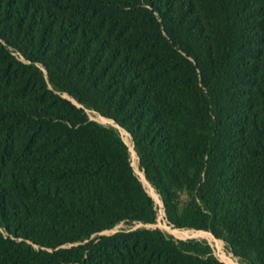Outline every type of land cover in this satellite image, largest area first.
<instances>
[{
  "label": "trees",
  "instance_id": "trees-1",
  "mask_svg": "<svg viewBox=\"0 0 264 264\" xmlns=\"http://www.w3.org/2000/svg\"><path fill=\"white\" fill-rule=\"evenodd\" d=\"M86 110L170 224L264 264V0H0V264H224L101 235L157 212Z\"/></svg>",
  "mask_w": 264,
  "mask_h": 264
},
{
  "label": "rangeland",
  "instance_id": "rangeland-1",
  "mask_svg": "<svg viewBox=\"0 0 264 264\" xmlns=\"http://www.w3.org/2000/svg\"><path fill=\"white\" fill-rule=\"evenodd\" d=\"M180 1H186V3L190 4V2H194V0H179ZM197 7V4L194 6ZM199 12V11H198ZM201 22L203 23V17H201ZM63 96L69 100H71L74 104H76L79 108H82L81 105H79L74 99H72L67 94H63ZM86 113L88 114L90 120L95 121L103 126L109 127L113 126L118 128L114 124V122L107 120L98 114L94 113L93 111L86 110ZM119 129L121 138L123 139L124 143L127 145L129 151H130V161L131 165L144 185V188L146 189L147 193L152 197V199L155 202L156 206V212H157V220L154 224H128V223H122L119 226H117L115 229L106 231L102 233L101 235H113L119 231L122 230H135L138 228H148L153 230H160L161 232L165 233L166 235L173 237L174 239L178 241H187V240H197V241H203L207 242L208 245L213 250L214 256L222 263L224 264H240L239 259L235 258L233 254H231L223 241L216 239L211 233L205 232V231H196V230H188V229H177L167 219L164 204L162 202V199L156 189L150 184V182L147 180L144 170L140 166V160L138 158L137 153L134 150V144L132 141V138L130 134L123 130ZM181 200L183 202L187 201V194L181 193ZM208 234H205V233ZM210 234V235H209Z\"/></svg>",
  "mask_w": 264,
  "mask_h": 264
}]
</instances>
